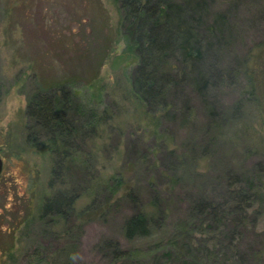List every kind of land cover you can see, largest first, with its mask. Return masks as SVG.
Wrapping results in <instances>:
<instances>
[{"label":"rangeland","instance_id":"374dc122","mask_svg":"<svg viewBox=\"0 0 264 264\" xmlns=\"http://www.w3.org/2000/svg\"><path fill=\"white\" fill-rule=\"evenodd\" d=\"M121 1L0 0V264H264V0H196L201 55L165 54L173 83L143 102ZM64 83L95 131L54 179L25 109ZM54 193L72 204L41 216Z\"/></svg>","mask_w":264,"mask_h":264},{"label":"trees","instance_id":"16d2710c","mask_svg":"<svg viewBox=\"0 0 264 264\" xmlns=\"http://www.w3.org/2000/svg\"><path fill=\"white\" fill-rule=\"evenodd\" d=\"M199 10L204 8L205 0H197ZM196 0L190 3H182L179 0H122L120 9L122 16L132 27L136 48V62L130 77L132 93L141 102L163 98L166 89L173 83L168 71H161V61L164 55L177 50L181 52L185 63L188 60L197 61L201 55L200 46L197 44V33L194 34L191 25L194 17L198 15ZM200 6V7H199ZM199 19V18H198ZM220 19V18H219ZM213 25V24H212ZM143 27L145 29L143 30ZM208 29H214L209 26ZM138 41V42H136ZM73 94L66 87V83L54 87L50 94L35 93L27 100L25 117L29 125V131L25 137L28 149H40L51 155L53 164L51 175L55 179L64 170V164L72 162L76 155L71 139L79 135L84 141L93 136L94 129L90 125L82 129L75 125L74 120L68 117L69 111L82 113L84 110L73 102ZM41 135V137H39ZM68 161V162H67ZM49 186H51V183ZM237 196L243 202V197H248L243 190L237 192ZM72 204L69 198L64 200L61 193H54L43 203L41 216H62L63 208H69ZM87 212V210H86ZM149 220L142 213H136L128 217L123 224L124 238L145 237L148 234ZM107 248H112L114 258L126 257L129 254L119 251L113 242L106 243Z\"/></svg>","mask_w":264,"mask_h":264},{"label":"water","instance_id":"95a60500","mask_svg":"<svg viewBox=\"0 0 264 264\" xmlns=\"http://www.w3.org/2000/svg\"><path fill=\"white\" fill-rule=\"evenodd\" d=\"M1 168H2V161L0 159V173H1Z\"/></svg>","mask_w":264,"mask_h":264},{"label":"flooded vegetation","instance_id":"af4514ba","mask_svg":"<svg viewBox=\"0 0 264 264\" xmlns=\"http://www.w3.org/2000/svg\"><path fill=\"white\" fill-rule=\"evenodd\" d=\"M1 171H2V168H1Z\"/></svg>","mask_w":264,"mask_h":264}]
</instances>
